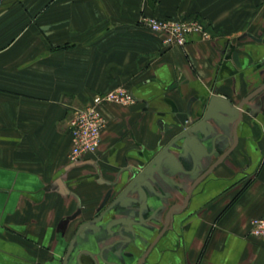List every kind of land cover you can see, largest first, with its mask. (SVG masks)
<instances>
[{
  "label": "crops",
  "instance_id": "obj_1",
  "mask_svg": "<svg viewBox=\"0 0 264 264\" xmlns=\"http://www.w3.org/2000/svg\"><path fill=\"white\" fill-rule=\"evenodd\" d=\"M118 86L71 163L73 112ZM261 216L263 0H0V264H264Z\"/></svg>",
  "mask_w": 264,
  "mask_h": 264
},
{
  "label": "built area",
  "instance_id": "obj_2",
  "mask_svg": "<svg viewBox=\"0 0 264 264\" xmlns=\"http://www.w3.org/2000/svg\"><path fill=\"white\" fill-rule=\"evenodd\" d=\"M139 23L149 31L159 33L162 36V44L166 48L184 46L190 35H198L203 39L210 37L204 25L196 19L143 16ZM132 102L131 93L124 87L118 86L107 92L96 94L85 106L76 109L68 121L71 137L69 161L77 163L84 156L97 152L102 131L107 124L106 118L99 109L102 103L128 105ZM250 235L264 240V216L251 219Z\"/></svg>",
  "mask_w": 264,
  "mask_h": 264
},
{
  "label": "rangeland",
  "instance_id": "obj_3",
  "mask_svg": "<svg viewBox=\"0 0 264 264\" xmlns=\"http://www.w3.org/2000/svg\"><path fill=\"white\" fill-rule=\"evenodd\" d=\"M196 20H197V19H196ZM198 21H199V20H198ZM78 211H79V210H77L73 216H75V215L78 213Z\"/></svg>",
  "mask_w": 264,
  "mask_h": 264
}]
</instances>
